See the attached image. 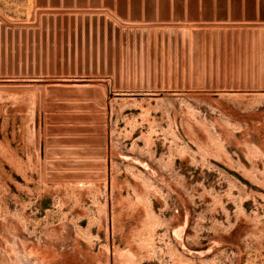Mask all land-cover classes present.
Segmentation results:
<instances>
[{
	"label": "rangeland",
	"instance_id": "1",
	"mask_svg": "<svg viewBox=\"0 0 264 264\" xmlns=\"http://www.w3.org/2000/svg\"><path fill=\"white\" fill-rule=\"evenodd\" d=\"M0 264H264V0H0Z\"/></svg>",
	"mask_w": 264,
	"mask_h": 264
},
{
	"label": "water",
	"instance_id": "2",
	"mask_svg": "<svg viewBox=\"0 0 264 264\" xmlns=\"http://www.w3.org/2000/svg\"><path fill=\"white\" fill-rule=\"evenodd\" d=\"M43 125V124H42ZM41 148H42V156H43V150H44V141L42 140V143H41Z\"/></svg>",
	"mask_w": 264,
	"mask_h": 264
}]
</instances>
